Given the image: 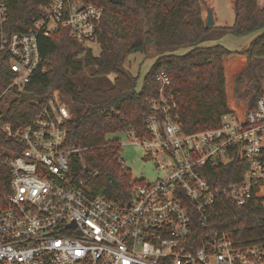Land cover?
<instances>
[{
	"label": "built area",
	"instance_id": "built-area-1",
	"mask_svg": "<svg viewBox=\"0 0 264 264\" xmlns=\"http://www.w3.org/2000/svg\"><path fill=\"white\" fill-rule=\"evenodd\" d=\"M0 0V27L9 16ZM104 8L84 0H50L28 31L0 33L12 81L0 87V112L10 91L22 92L41 63L39 36L60 27L85 47L99 44ZM3 66L0 64V72ZM159 100L145 116L150 137L124 134L143 145L162 176L133 183L120 204L92 194L71 176L65 147L71 105L58 90L30 124L14 129L0 121V163L10 179L0 194V264H264V234L234 238L210 227L220 203L264 206V75L255 101L234 98L218 127L188 133L167 101L171 78L155 75ZM8 106V105H7ZM245 165L240 180L212 182L208 165Z\"/></svg>",
	"mask_w": 264,
	"mask_h": 264
},
{
	"label": "trees",
	"instance_id": "trees-1",
	"mask_svg": "<svg viewBox=\"0 0 264 264\" xmlns=\"http://www.w3.org/2000/svg\"><path fill=\"white\" fill-rule=\"evenodd\" d=\"M104 8L100 23L98 54L92 47L72 38L68 28L60 27L51 35L39 36L41 63L25 89L12 99L0 121L14 129L27 126L48 103L53 91L71 105L73 118L68 122L65 147L71 150L69 162L75 184L81 182L94 195H102L120 204L130 199L134 180L131 169L120 156L118 134L133 129L150 137L145 116L155 114L152 103L159 100L156 73L166 70L171 86L166 88L167 101L175 102L172 114L188 133L218 127L230 109L232 92L228 87L226 67L240 53L246 58L248 79L252 86L247 94L252 103L262 91L264 60V5L259 0H234L236 17L231 26H207L201 0H84ZM50 0H9V16L0 33L28 31ZM244 36L259 32L243 51L234 52L222 44L204 45L216 38L214 32ZM150 42L147 43V39ZM187 47L186 53H175ZM132 53L157 58L137 88L139 75L125 68ZM10 57L0 51V87L13 79L6 69ZM90 69V77L107 86L79 81ZM261 73V74H260ZM260 74V75H259ZM3 135L0 133V139ZM208 178L218 184L240 180L245 165L236 160L227 166L208 165ZM8 167L0 163V194L9 187ZM211 228L228 231L238 240H258L264 234V206L251 200L243 206L220 203L213 214Z\"/></svg>",
	"mask_w": 264,
	"mask_h": 264
},
{
	"label": "rangeland",
	"instance_id": "rangeland-1",
	"mask_svg": "<svg viewBox=\"0 0 264 264\" xmlns=\"http://www.w3.org/2000/svg\"><path fill=\"white\" fill-rule=\"evenodd\" d=\"M262 0H260L261 2ZM204 14H209V11H213L218 17L217 27L231 26L235 22L236 11L234 0H201ZM217 36L204 43V45L222 44L231 51L238 52L247 49L250 43L257 37L259 32L251 33L244 36H237L233 33L226 32L221 33L220 31L214 32ZM94 53L98 54L100 51L99 44L93 47ZM189 48H179L175 53L183 54L186 53ZM156 56L150 54L149 56L143 53H132L126 64L125 68L135 75H139L137 88L140 89L143 83L145 74L150 70L151 66L156 60ZM255 64L260 63L262 65V76L264 75V60L256 59ZM85 79L80 76L79 81L81 83L89 85L107 86L110 84V80H114V76H110L109 79H103L102 83H98L97 80L90 77V69H86ZM249 69L247 66L246 58L240 53L230 60L226 67V76L228 87L232 92V99L236 98L238 101L247 102L252 97L251 94H247L253 84L248 79ZM260 73V74H261ZM259 74V75H260ZM18 96V91H10L5 98L4 109L8 103ZM252 99V98H251ZM121 138V151L120 156L125 161V166L129 167L132 172L134 180H146L154 181L162 176V172L156 166V161L152 159L149 152L141 144L132 142V137H128L126 134H118Z\"/></svg>",
	"mask_w": 264,
	"mask_h": 264
},
{
	"label": "water",
	"instance_id": "water-1",
	"mask_svg": "<svg viewBox=\"0 0 264 264\" xmlns=\"http://www.w3.org/2000/svg\"><path fill=\"white\" fill-rule=\"evenodd\" d=\"M112 2H114V3H121L122 0H112ZM206 25H207V26H213V25H215V19H214V17H213V13H212L211 10L209 11L208 17H207V19H206ZM150 40H151V39L148 38V39H147V43L150 42Z\"/></svg>",
	"mask_w": 264,
	"mask_h": 264
},
{
	"label": "crops",
	"instance_id": "crops-1",
	"mask_svg": "<svg viewBox=\"0 0 264 264\" xmlns=\"http://www.w3.org/2000/svg\"><path fill=\"white\" fill-rule=\"evenodd\" d=\"M259 5H260V6H263V5H264V0H262L261 2H260V0H259ZM202 12H203V17H204V19H205V21H206V19H207V14H206V15L204 14L203 7H202ZM212 12H213V11H212ZM213 17H214V19H215V25H216V23L218 22V17L216 16L215 12H214Z\"/></svg>",
	"mask_w": 264,
	"mask_h": 264
}]
</instances>
